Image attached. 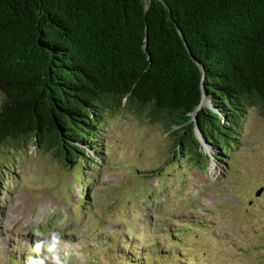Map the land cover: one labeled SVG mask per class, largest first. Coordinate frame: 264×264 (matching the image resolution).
<instances>
[{
    "label": "trees",
    "instance_id": "16d2710c",
    "mask_svg": "<svg viewBox=\"0 0 264 264\" xmlns=\"http://www.w3.org/2000/svg\"><path fill=\"white\" fill-rule=\"evenodd\" d=\"M0 90V144L56 143L68 167L125 107L180 157L210 160L198 127L229 155L239 117H264V0H0Z\"/></svg>",
    "mask_w": 264,
    "mask_h": 264
},
{
    "label": "rangeland",
    "instance_id": "374dc122",
    "mask_svg": "<svg viewBox=\"0 0 264 264\" xmlns=\"http://www.w3.org/2000/svg\"><path fill=\"white\" fill-rule=\"evenodd\" d=\"M149 113L106 111L100 153L72 167L56 143L0 144V264L43 258L34 246L53 232L66 264H264L259 107L239 117L229 155L202 135L208 162L174 153Z\"/></svg>",
    "mask_w": 264,
    "mask_h": 264
},
{
    "label": "clouds",
    "instance_id": "9594fccd",
    "mask_svg": "<svg viewBox=\"0 0 264 264\" xmlns=\"http://www.w3.org/2000/svg\"><path fill=\"white\" fill-rule=\"evenodd\" d=\"M61 243V235L58 232L51 233L45 239L37 242L34 246V250L37 254L41 249H44L45 255L43 258L30 257L27 264H66V255L62 257L60 255L59 245Z\"/></svg>",
    "mask_w": 264,
    "mask_h": 264
},
{
    "label": "water",
    "instance_id": "95a60500",
    "mask_svg": "<svg viewBox=\"0 0 264 264\" xmlns=\"http://www.w3.org/2000/svg\"><path fill=\"white\" fill-rule=\"evenodd\" d=\"M182 36H183V38H184V35H183V34H182ZM185 43L187 44V42H185ZM203 104H206V99H205V98L203 99V102H202L201 105H203ZM201 105H200V106H201ZM200 106H199V107H200ZM196 120H197V119H196ZM197 134L199 135L200 138H202V133H201V130H200L199 127L197 128ZM203 139H204V142H205V143H208V138H207V137H203ZM201 140H202V139H201ZM262 190H263V188H261V189L258 191L257 194H260V193L262 192Z\"/></svg>",
    "mask_w": 264,
    "mask_h": 264
}]
</instances>
